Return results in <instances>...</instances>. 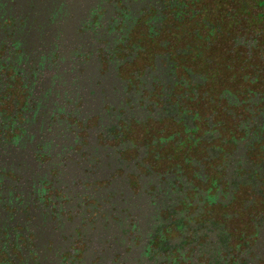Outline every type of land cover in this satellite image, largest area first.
Wrapping results in <instances>:
<instances>
[{
	"label": "flooded vegetation",
	"instance_id": "obj_1",
	"mask_svg": "<svg viewBox=\"0 0 264 264\" xmlns=\"http://www.w3.org/2000/svg\"><path fill=\"white\" fill-rule=\"evenodd\" d=\"M0 264H264V0H0Z\"/></svg>",
	"mask_w": 264,
	"mask_h": 264
}]
</instances>
